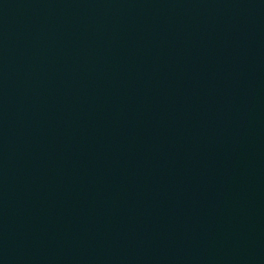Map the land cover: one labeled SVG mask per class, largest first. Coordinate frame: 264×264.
Here are the masks:
<instances>
[{
    "label": "water",
    "instance_id": "1",
    "mask_svg": "<svg viewBox=\"0 0 264 264\" xmlns=\"http://www.w3.org/2000/svg\"><path fill=\"white\" fill-rule=\"evenodd\" d=\"M0 264H264V0H0Z\"/></svg>",
    "mask_w": 264,
    "mask_h": 264
}]
</instances>
